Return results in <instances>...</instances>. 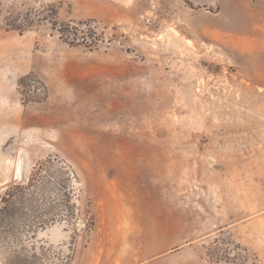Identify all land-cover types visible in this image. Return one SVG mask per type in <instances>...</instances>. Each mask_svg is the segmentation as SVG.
Here are the masks:
<instances>
[{
    "label": "rangeland",
    "instance_id": "obj_1",
    "mask_svg": "<svg viewBox=\"0 0 264 264\" xmlns=\"http://www.w3.org/2000/svg\"><path fill=\"white\" fill-rule=\"evenodd\" d=\"M30 183L52 222L0 264H264V0H0V199Z\"/></svg>",
    "mask_w": 264,
    "mask_h": 264
},
{
    "label": "trees",
    "instance_id": "obj_2",
    "mask_svg": "<svg viewBox=\"0 0 264 264\" xmlns=\"http://www.w3.org/2000/svg\"><path fill=\"white\" fill-rule=\"evenodd\" d=\"M28 78H33L38 84L42 85L44 89L47 86L38 79L37 75L30 74ZM18 190L9 189L1 196L0 199V226H7L9 224L20 222L19 229L34 230L36 231L40 227H43L50 222L51 218L40 217L38 209L40 208V196L36 190H34V183H30L27 186H19ZM48 208L44 209L45 214H49L52 205H48Z\"/></svg>",
    "mask_w": 264,
    "mask_h": 264
}]
</instances>
